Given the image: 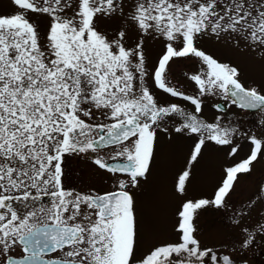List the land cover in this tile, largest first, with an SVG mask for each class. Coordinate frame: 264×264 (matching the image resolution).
<instances>
[{"label": "snow or ice", "instance_id": "6c2138e0", "mask_svg": "<svg viewBox=\"0 0 264 264\" xmlns=\"http://www.w3.org/2000/svg\"><path fill=\"white\" fill-rule=\"evenodd\" d=\"M11 3L15 11L0 15V264H232L229 256L201 247L194 235V214L209 205L226 206L239 174L249 173L264 155V139L249 137L250 154L225 169L213 199L181 204L177 242L157 245L139 257L130 189L149 174L156 128L165 117H180L183 122L175 131L195 137L190 156L195 162L206 143L232 145L238 134L236 128L221 125L219 117L214 123L199 118L202 97L264 112V93L257 86L245 87L236 67L196 47L202 35L219 39L227 34L264 59V0H135L128 13L124 0ZM29 13L49 18L43 44ZM115 15L135 27L140 38L134 47L125 46L123 29L111 40L97 30L98 17ZM145 36L164 41L152 73L154 86L190 102L193 113L178 104L160 106L145 85ZM188 57L202 65L189 76L196 96L172 87L166 75L173 58ZM237 150L238 145L232 147L229 155ZM66 156L91 160L114 177L116 190L65 189ZM188 179V171L179 176L178 193L185 192ZM13 204H22L24 211ZM259 230L264 231V224ZM242 231L247 247L254 234Z\"/></svg>", "mask_w": 264, "mask_h": 264}, {"label": "rangeland", "instance_id": "374dc122", "mask_svg": "<svg viewBox=\"0 0 264 264\" xmlns=\"http://www.w3.org/2000/svg\"><path fill=\"white\" fill-rule=\"evenodd\" d=\"M134 3L135 0H124V12L128 13ZM14 11L11 0H0V15L7 16ZM71 14V10H68V15ZM29 19L37 26L43 44L49 27V18L46 15L29 13ZM95 25L97 30L110 40L120 30H125V46L128 48L134 47L140 38L135 27L120 15L111 18L98 17ZM143 41L148 71L145 85L158 104L184 105V101L175 100L157 89L152 80V73L164 51V41L152 36L143 37ZM176 46L179 47L178 44ZM196 47L218 62L236 67L240 73L239 79L245 87L257 86L264 93V59L249 49L243 40L237 44L235 40L228 38L227 34H222L219 39L215 35H202L197 38ZM174 60L175 58L170 62ZM177 61H190L194 72L201 71L202 65L198 58H179L174 62ZM175 70L177 69L174 66L168 67L167 73L177 72ZM189 85L191 86L184 87L185 90L181 92L196 96L198 89L194 82L191 81ZM202 98L209 107L222 100L216 96ZM222 101L228 104L225 111L226 126L236 128L238 134L233 137L232 145L217 146L211 142L206 143L195 162L190 160L195 137L186 131L176 132L174 129L181 124L178 121L169 120L163 125L164 131L158 138L155 166L145 180L131 189L138 208V216L143 220L138 224L141 228L140 255L157 245L177 242V212L181 204L186 201L213 199L225 176V169L246 159L250 154L252 145L249 137L264 139L263 117L259 122H253L248 116L241 115L236 106ZM212 110L213 108L211 112L207 111V114L211 115ZM237 145L236 154L229 155L231 148ZM184 171L189 172V179L186 181L185 192L180 194L176 191V184ZM95 182L96 179L93 184ZM262 187L264 156L258 157L249 173L239 174L232 191L225 199L226 206L218 209L209 205L194 214V235L200 241L201 247L212 248L218 257L229 256L232 264H264V231L259 230V225L264 224V198H260ZM83 188L89 189L90 186L83 185ZM234 220H239V223H234ZM244 228L254 234L247 247L243 246L245 239L248 238L247 233L242 231Z\"/></svg>", "mask_w": 264, "mask_h": 264}, {"label": "flooded vegetation", "instance_id": "af4514ba", "mask_svg": "<svg viewBox=\"0 0 264 264\" xmlns=\"http://www.w3.org/2000/svg\"><path fill=\"white\" fill-rule=\"evenodd\" d=\"M178 59L179 58H175L174 61H176ZM180 60H184V59H180ZM174 61L170 62L168 67L170 68L171 66H174L177 69V70H175L177 72L166 73V75L168 76V80H169L170 85L172 87L176 88L177 90L182 91V90H185L184 87L187 88V86L189 87L192 85V84L189 85L191 83L189 76L192 74H197L198 72H194L193 64L190 61H187V62H185V61L174 62ZM179 70H180V72H179ZM192 83H193V81H192ZM180 88H182V89H180ZM189 96H191V95H189ZM173 98L175 100H182L178 97H173ZM202 100H203V98H202ZM182 101H184V100H182ZM184 102H183L184 105H181V104H178V105H180L182 108H184V110L186 112L193 113L194 112V106L191 105L190 102H188V101H184ZM217 104H222L224 110L223 111H214V109H216V108L214 106L209 107L207 105V103L203 100L202 112L199 113L198 116H199V118H201V119H203L209 123L216 122L217 117H219L221 125L226 126V113H225V111L228 108V104L224 103L222 100H218L215 103V105H217ZM159 105L160 106H169L171 104H168V105L159 104ZM212 108H213V110H212L213 113H211V115H212V117H211V115L207 114V111L211 112ZM239 110H240L241 115L244 114L245 116H248L250 118L249 120H252L253 122H259V119H261V117L264 118V112H261L259 110H255V111H245V110H241V109H239ZM217 114H219V115L216 116ZM257 117H258V119H257ZM169 120H175V121H178L180 123L183 122L180 117H177L175 115L165 117L164 120L160 121V127L156 128V142H155V146H154L153 160H152V163L150 165V171L155 166V163H156L155 157L157 155L158 146H159V143H158L159 135L161 133H163V131H164L163 125L165 123H167ZM169 129H172V128H169ZM101 154H103V153H101ZM262 156H264V155H262ZM109 162L110 163H116L117 161H109ZM120 162H123V161H120ZM63 167H64V175L62 177V181H63V185H64L65 189L72 190L74 192H79V193H91V192L95 191L96 193H100V194L116 190L114 177H112L111 174L105 172L104 170H100L89 159H85L82 156H66L65 157V163H64ZM121 178H124V177H121ZM94 179H96V182L93 184ZM145 179H141L140 183ZM83 185L90 186V188L84 189ZM130 191H131V189H130ZM131 194L134 197V194L132 191H131ZM134 201H135V199H134ZM43 202L46 204L49 203L48 198L45 197ZM13 207H16L21 212L24 211V207L22 204H20V205L13 204ZM135 213H136V217H137V222L139 224L143 220H141V218H142L141 216L140 217L138 216V208H137L136 204H135ZM138 230L140 233L141 228L139 226H138ZM140 242H141L140 235H138V246H137V255L138 256L141 254Z\"/></svg>", "mask_w": 264, "mask_h": 264}, {"label": "water", "instance_id": "95a60500", "mask_svg": "<svg viewBox=\"0 0 264 264\" xmlns=\"http://www.w3.org/2000/svg\"><path fill=\"white\" fill-rule=\"evenodd\" d=\"M219 105H221V106L223 107V105H222V104H219Z\"/></svg>", "mask_w": 264, "mask_h": 264}]
</instances>
